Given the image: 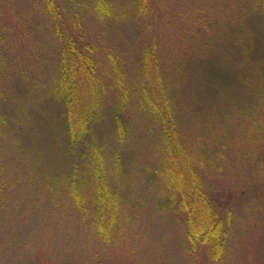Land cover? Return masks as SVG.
<instances>
[{"label": "rangeland", "instance_id": "1", "mask_svg": "<svg viewBox=\"0 0 264 264\" xmlns=\"http://www.w3.org/2000/svg\"><path fill=\"white\" fill-rule=\"evenodd\" d=\"M55 1L68 8L93 2ZM107 1L120 7V19L106 21L107 42L123 40L118 47H131L133 53L124 87L135 88L136 75L142 80V58L150 43L157 45L156 51L163 45L183 46L172 54L175 62L164 75L171 84L170 110L179 134V153L172 160H184L197 170L227 220L224 261H213L206 245L189 248L182 228L185 217L175 202L172 210H159L157 198L175 200L178 184L170 171L166 178L165 172L151 173V163L167 162L162 119L146 104L136 105L139 95L132 90L133 96L128 89H116L110 54L101 50L95 56L105 118L92 140L103 159L86 161L67 145L62 106L49 96L58 60L46 62L45 49L49 58L55 49L46 24L53 32L57 22L25 18L36 0H0L7 25L18 30L12 55L24 67L19 73L33 77L29 85L17 78L8 84L10 128L3 137L1 161L7 157L3 171L11 181L0 194L14 200L20 193L19 205L27 213L21 215L19 206L0 212V243L14 244L12 251L1 245L0 264H35L33 257L41 264H264V0H215L216 12L207 8L205 14L210 13L208 23H215L220 38L200 50L196 45L188 49L190 37L179 42L178 18L186 19L192 11L188 0ZM142 4L149 11H141ZM218 4L224 10H217ZM160 5L170 9L165 18L155 11ZM68 8L63 9L65 21L74 22V10L68 15ZM59 14L60 21L61 8ZM86 16L84 25L99 32L91 16L85 22ZM135 56L141 57L139 63L132 60ZM175 63L184 67L183 76L174 73ZM118 108L127 122L124 140L113 127ZM11 197L8 204L2 201L4 206L13 204Z\"/></svg>", "mask_w": 264, "mask_h": 264}, {"label": "trees", "instance_id": "2", "mask_svg": "<svg viewBox=\"0 0 264 264\" xmlns=\"http://www.w3.org/2000/svg\"><path fill=\"white\" fill-rule=\"evenodd\" d=\"M163 1L164 0H161L162 3ZM188 1L191 3L190 9L192 10L188 13L190 17H186V19L178 18L179 32L181 33L179 42H182L184 38L186 41L187 37H190L192 40L187 42L189 43L187 45L188 49L193 48L194 45H196V49H198V47L202 49L211 47L212 43H215V41L220 38L221 33L218 28L215 29V27H213L215 26V23L210 26L208 23L211 18L210 13L205 14V12L207 8L216 9L215 0ZM210 5H213V8H211ZM118 7L119 6L114 7V4L107 0H93L90 5L86 7L84 6V8H79V6L69 8L65 6L61 7L55 0H36L35 4L31 5L29 11L26 13L25 18L38 16L40 19L42 18L48 21L55 20L57 22L53 32L49 29L48 24H46L48 33H50L55 39V49L51 51L50 58L47 56L46 49L44 55L47 57L46 62H50V60L53 59L58 60L57 73L55 76L56 79L48 91L51 99L58 101L62 106L60 121L63 126V131L65 132L64 136L66 138V143L73 150L78 149V154L86 161L91 160L92 157H102V154L100 153L101 150L99 149L101 147L94 142V135L97 134V129L105 118V112L100 109L101 94L99 90V78L95 73L97 64L95 56L99 51L104 50L106 53L110 54L109 58L113 62L111 67L114 65L117 71L115 75L117 78L114 76L118 86L116 89L122 93L126 92V89H128L132 96L134 94L139 95L136 97V105L137 103L139 105L146 104L149 111L154 113L157 118L160 117L162 119L163 132H161V138H164L163 143L166 145L168 152L167 162L165 163L164 160L162 163L163 166H158L149 162L151 163V173L158 175L161 174L157 173L158 171L165 172L166 178V175L170 171L171 176H174L172 179L178 184L175 186L177 190L175 200H169L168 197L157 198L159 210L164 212L167 209H171L170 207L173 206L171 202H175V205L177 206L176 211L179 209L178 212L185 217V227L182 226V228L184 229V236L188 241L189 248L193 250L198 244L206 245L210 249V256L213 261H224V253L226 252V242L228 239V232L226 231L227 220H224V218L220 216L216 200L212 199L206 192L201 176L197 170L184 163V160H181L179 163H175L172 160L179 153V143L176 139L179 137V134L176 126L174 127L175 123L172 121V102L168 92V88H171V84L168 83L169 81L164 75H167L166 70L168 71V66H171L172 62H175V56H172V54H177L183 46H178L174 49L170 47V49H167V46L163 45L162 47L159 46L158 51H156L157 45L155 43H150L142 58L144 63V65H142L144 71L142 80L136 75V78L139 79V81L133 84L135 85V88H132V86H127V88L124 87L123 84L126 86L125 81L128 83L127 74L125 73V69L128 65L127 61L132 58L131 55L133 53L130 52V46L127 51H124L122 46L118 47L117 43H120L123 40L112 39L107 42L109 32L105 29L107 24L106 21L110 17H115L117 20L120 19L118 18L120 15L118 12L120 7ZM148 7V4H142L140 10L149 11ZM220 7L221 5L218 4L217 10H224V7ZM60 8L62 9V15L61 20L59 21L56 19L57 17H60ZM64 8H68V15L74 10L72 16L74 22L72 19L68 23L65 21L66 13L63 10ZM156 10H159V12L162 11L161 17L165 18L166 13L168 14L170 9L165 5H160L155 11ZM212 12H216V10L211 11V13ZM83 15L91 16L97 24L96 28H101V30L99 32H94L91 28L88 29L84 25L82 18ZM88 16L85 17V22L86 18H89ZM173 16V18L177 20L175 12L173 13ZM4 18L2 5L0 3L1 194L6 193L5 191L9 190L10 183L8 182L11 181L8 178L7 173L3 171V164L5 165L7 157H5V160L2 159L1 161L2 154H4L2 152L3 137L9 132L7 130L10 128L8 111H5L10 103V92L8 91L10 90V86H8V84L13 81V78L25 81L26 85H29L30 80L33 82L32 76L19 73L20 68L24 67L20 66V58L12 55V52L17 49L16 46L13 47V42L14 36L18 34V30L15 31L13 28L9 27ZM87 21H89V19ZM61 25L68 31H64V28H61ZM174 37L176 38L175 35ZM205 37L209 42L204 41ZM23 38L26 39L28 36L24 35ZM105 43L112 46L109 48ZM114 43H116V45H114ZM140 58L141 57L139 56H135L132 60L139 63ZM122 67H124V69ZM174 73H179L180 76H183L184 67H180L175 63ZM97 91H99V94ZM126 100L128 104V98ZM123 111L124 110H122L121 114L120 108L116 110L113 127L115 128V134H119L124 140L127 134V122ZM180 159L182 158L180 157ZM8 161L12 163V165L14 164L12 157V162L9 158ZM173 164L176 165L173 166ZM158 168L160 170H158ZM168 186L167 182L166 184L164 183L163 188L165 192H168ZM1 194L0 212L5 213L3 208L5 210L11 209L10 211H13L19 206V210H22L19 211V213L25 216V213L27 212L19 205V199L17 198H20V193L16 195L17 197H15L14 200L13 197L7 194L3 195L5 197L1 198ZM8 197H11V199L9 198V202H12L13 204L4 206L2 201L8 204ZM102 236L106 237L104 231ZM1 245L8 247V251H12L14 246V244H10L9 242H4V244L0 243V251L2 252L4 251L1 249ZM33 259L35 264H41L39 261L37 263L36 258L33 257Z\"/></svg>", "mask_w": 264, "mask_h": 264}]
</instances>
